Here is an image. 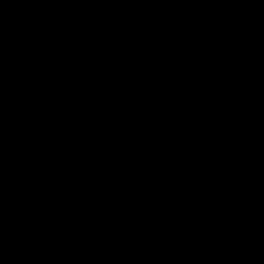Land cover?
Instances as JSON below:
<instances>
[{
	"label": "water",
	"instance_id": "1",
	"mask_svg": "<svg viewBox=\"0 0 264 264\" xmlns=\"http://www.w3.org/2000/svg\"><path fill=\"white\" fill-rule=\"evenodd\" d=\"M0 264H264V0H0Z\"/></svg>",
	"mask_w": 264,
	"mask_h": 264
}]
</instances>
